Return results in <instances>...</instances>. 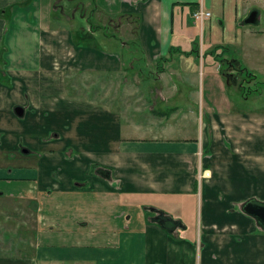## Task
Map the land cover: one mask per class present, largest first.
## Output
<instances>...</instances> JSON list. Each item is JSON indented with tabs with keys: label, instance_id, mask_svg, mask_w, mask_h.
I'll return each mask as SVG.
<instances>
[{
	"label": "crops",
	"instance_id": "1",
	"mask_svg": "<svg viewBox=\"0 0 264 264\" xmlns=\"http://www.w3.org/2000/svg\"><path fill=\"white\" fill-rule=\"evenodd\" d=\"M223 53L264 80V0H0V150L39 154L0 167V202L35 218L0 264H264L237 205L264 201V111L236 109Z\"/></svg>",
	"mask_w": 264,
	"mask_h": 264
},
{
	"label": "rangeland",
	"instance_id": "2",
	"mask_svg": "<svg viewBox=\"0 0 264 264\" xmlns=\"http://www.w3.org/2000/svg\"><path fill=\"white\" fill-rule=\"evenodd\" d=\"M116 36L117 38H120L117 33ZM132 39L134 41L133 66L140 69L141 68L140 67L141 61L139 59L140 53L137 51L138 49L135 46V44H137V42L135 41L136 36H133ZM73 40L77 46L78 45L85 46L84 44L80 43V41L77 39L76 36H74V34H73ZM128 55L129 54L127 53V56ZM137 57H138V63H135L137 61ZM136 68H134V74H136L134 80H141V78L137 76L136 72L138 71ZM67 78H70L68 80H86L82 77V75L81 77H79L75 73L68 74ZM4 79L6 80L7 78L5 77ZM250 79L251 78L248 79L245 78L244 80L243 79L240 80L239 84L241 85L243 83L242 85L244 87L243 92H238L237 85L234 82H232L229 79L226 80L229 85L228 94L230 98L233 100L236 109L259 113V111H264V80L251 81ZM93 84L90 83L87 86V89L85 90L88 93V96L91 98L96 97L95 84H94V88H93ZM75 88H78V86H73V88L71 86H68V90L70 89V91H72V89ZM52 92H55V90H52ZM74 92L76 93V91ZM243 98H248V99L244 100ZM7 104H9L7 99H0V110L3 112L5 119L6 116L8 117L9 115ZM15 107L16 106H14L12 109L15 110ZM16 118H18V120L22 119L17 116ZM8 124L12 127L14 131L18 130L19 126L21 127V124L19 125L14 121L9 122ZM15 136L17 135L15 134ZM19 141L20 142L15 149L5 148L0 150V167H4L8 173H10L12 169H18V168L27 169L29 167H32L35 165V161L39 158L38 157L39 154L29 155L31 151L26 148L27 146L23 144L24 142H22L21 139ZM259 199L260 198H248L244 202L237 203V205L239 206L240 209L243 210L244 205L250 200H257L264 203L263 200H259ZM0 208H1L0 254L3 255L6 253H12L11 255H13L15 252L18 253L19 247H20V251H25L26 249H28L27 244L29 243V241H32V236L29 234L30 229L28 224L34 221L35 218L29 214V211L27 210V206H24L23 204L22 206L21 204L18 205L19 209L16 212L15 211L13 212L12 205L4 204V202H0ZM260 228L261 231L264 232L261 226Z\"/></svg>",
	"mask_w": 264,
	"mask_h": 264
},
{
	"label": "water",
	"instance_id": "3",
	"mask_svg": "<svg viewBox=\"0 0 264 264\" xmlns=\"http://www.w3.org/2000/svg\"><path fill=\"white\" fill-rule=\"evenodd\" d=\"M258 23L259 13L257 11H252L246 20H244L243 25H256ZM14 111L19 118H23L25 115V109L21 106L16 107ZM243 211L245 214L255 219L264 230V203L257 200H250L244 205ZM156 220L166 230L173 231L176 228V224L162 213Z\"/></svg>",
	"mask_w": 264,
	"mask_h": 264
},
{
	"label": "trees",
	"instance_id": "4",
	"mask_svg": "<svg viewBox=\"0 0 264 264\" xmlns=\"http://www.w3.org/2000/svg\"><path fill=\"white\" fill-rule=\"evenodd\" d=\"M216 51H221L223 52V49L220 48H216ZM214 51V52H216ZM218 63L221 64V68H220V72L222 73L223 77H225V80H231V78H237V77H241L243 78V80L245 78H251V81L253 78V73L250 72L247 68H245L237 59L234 58H226L225 53H223L222 57L219 58ZM3 75L5 74H1V82L4 85L9 86L10 85V81L9 80H5L3 79ZM232 81V80H231ZM233 82V81H232ZM236 83V82H234ZM243 83L240 85V87H242L241 92H243L244 87L242 86ZM92 174L97 173L98 175L102 176V177H106V175L109 174V172L107 170H104L103 168H97V166L92 167L91 170Z\"/></svg>",
	"mask_w": 264,
	"mask_h": 264
},
{
	"label": "built area",
	"instance_id": "5",
	"mask_svg": "<svg viewBox=\"0 0 264 264\" xmlns=\"http://www.w3.org/2000/svg\"><path fill=\"white\" fill-rule=\"evenodd\" d=\"M211 16V12L199 9L194 13L193 18L195 19V21L203 23L206 19H209Z\"/></svg>",
	"mask_w": 264,
	"mask_h": 264
},
{
	"label": "flooded vegetation",
	"instance_id": "6",
	"mask_svg": "<svg viewBox=\"0 0 264 264\" xmlns=\"http://www.w3.org/2000/svg\"><path fill=\"white\" fill-rule=\"evenodd\" d=\"M238 78V77H237ZM237 78H231V80L233 81V82H238V80H237Z\"/></svg>",
	"mask_w": 264,
	"mask_h": 264
}]
</instances>
